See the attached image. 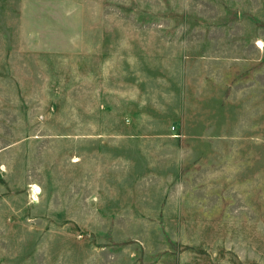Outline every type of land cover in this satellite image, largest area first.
Wrapping results in <instances>:
<instances>
[{
	"label": "rangeland",
	"instance_id": "obj_1",
	"mask_svg": "<svg viewBox=\"0 0 264 264\" xmlns=\"http://www.w3.org/2000/svg\"><path fill=\"white\" fill-rule=\"evenodd\" d=\"M0 264H264V0H0Z\"/></svg>",
	"mask_w": 264,
	"mask_h": 264
}]
</instances>
